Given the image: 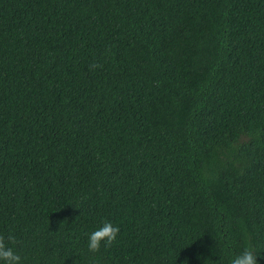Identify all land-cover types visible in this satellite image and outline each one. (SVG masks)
<instances>
[{"label":"trees","instance_id":"1","mask_svg":"<svg viewBox=\"0 0 264 264\" xmlns=\"http://www.w3.org/2000/svg\"><path fill=\"white\" fill-rule=\"evenodd\" d=\"M9 233L21 264H230L246 238L264 264V0H0Z\"/></svg>","mask_w":264,"mask_h":264},{"label":"clouds","instance_id":"2","mask_svg":"<svg viewBox=\"0 0 264 264\" xmlns=\"http://www.w3.org/2000/svg\"><path fill=\"white\" fill-rule=\"evenodd\" d=\"M96 67V65H93ZM120 233V228L111 222L105 221L102 226L93 231L88 238V250L92 253L98 252L103 243L105 247H110L116 242ZM246 246L238 253L234 254L230 264H257V254L250 239ZM18 243L16 237L9 233L6 237L0 235V264H21V256L14 251L13 245Z\"/></svg>","mask_w":264,"mask_h":264}]
</instances>
